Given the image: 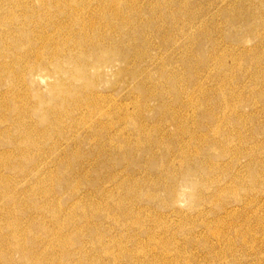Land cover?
I'll return each instance as SVG.
<instances>
[{"label": "rangeland", "instance_id": "1", "mask_svg": "<svg viewBox=\"0 0 264 264\" xmlns=\"http://www.w3.org/2000/svg\"><path fill=\"white\" fill-rule=\"evenodd\" d=\"M0 264H264V0H0Z\"/></svg>", "mask_w": 264, "mask_h": 264}, {"label": "bare ground", "instance_id": "2", "mask_svg": "<svg viewBox=\"0 0 264 264\" xmlns=\"http://www.w3.org/2000/svg\"><path fill=\"white\" fill-rule=\"evenodd\" d=\"M92 45V44H91ZM83 46V45H82ZM93 46V45H92ZM107 211H110V210H107ZM109 213V212H108ZM228 213V212H227ZM109 217V216H108ZM111 218H112V215H111ZM91 263V262H90Z\"/></svg>", "mask_w": 264, "mask_h": 264}]
</instances>
